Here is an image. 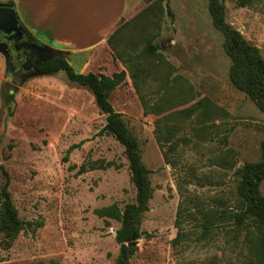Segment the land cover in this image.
I'll return each mask as SVG.
<instances>
[{"label":"rangeland","instance_id":"obj_1","mask_svg":"<svg viewBox=\"0 0 264 264\" xmlns=\"http://www.w3.org/2000/svg\"><path fill=\"white\" fill-rule=\"evenodd\" d=\"M132 1H139V6L128 20L157 2ZM160 2L163 10L155 5L156 14L163 16L156 18L157 24H150L147 30L158 32L154 42L167 63L166 69L163 65L157 67L153 87L166 90L169 85L171 90L194 97V101L209 97L226 114L215 119L218 126L213 128V142L197 140L193 120L183 123L180 136L186 135L192 142L180 146V167L175 170L166 162L156 140L157 116L144 112L133 84L126 82L112 91L110 101L138 137L155 188L141 225L150 236L138 240L131 264H206L212 258L218 264H239L243 251L229 241L231 234L226 237L221 229H215L211 237L203 239L202 227L187 214L184 236L174 245L181 203L177 181L189 168L212 180L206 183L205 178L203 184H198L192 178L187 186L191 200L186 205L188 210H194L198 201L210 206L216 205L214 198H232L236 168L219 167L214 164V157L219 150L233 148L237 166L261 160L264 110L231 83L225 37L213 24L209 0ZM223 2L227 21L258 46L264 56V0H251L246 6H241L239 0ZM139 28L134 30L137 36ZM111 54L109 47L98 52L90 71H106L110 75L123 69L117 62L112 64ZM81 56L75 54L71 59L78 72ZM6 71V55L0 50L2 91L11 89L15 95L13 112L4 105L0 114V165L9 174V190L25 228L11 247H6L0 235V264L52 260L60 264H115L120 251L116 239L120 222L98 216L95 209L113 203L124 207L136 199L125 147L103 131L106 114L98 107L93 92L69 81L65 71L37 74L21 82L9 80ZM73 145L75 148L65 160ZM92 161L110 165L78 172L83 163L89 166ZM5 180L0 167V192ZM260 189L264 195V180Z\"/></svg>","mask_w":264,"mask_h":264},{"label":"trees","instance_id":"obj_2","mask_svg":"<svg viewBox=\"0 0 264 264\" xmlns=\"http://www.w3.org/2000/svg\"><path fill=\"white\" fill-rule=\"evenodd\" d=\"M151 1V0H148ZM161 0L149 4L132 19L122 21L118 28L108 37L115 59L120 60L126 70L114 72L112 76L104 73H82L76 71L69 59L59 53L51 60L41 65L44 73H57L65 71L69 81L89 88L100 110L106 114V124L103 131L113 135L124 147L131 170V181L136 188V199L120 207L117 203L95 209L98 216L111 218L120 222L116 231V239L120 244V251L115 264H131V258L137 250V245L129 246V242L137 241L150 234L141 228L143 215L150 209V200L155 188L151 180V169L143 161V155L138 137L131 131L122 113L117 111L110 95L113 90L126 82L127 74L130 75L133 86L143 104L146 114L156 115L155 137L163 151L167 163L175 170L180 167V146L192 142L191 138L181 135L183 123L192 121V130L198 141H215L213 128L218 124L215 119L223 117L226 111L209 97L196 101L184 92L171 90L167 85L166 90L153 87L157 81L156 74L159 66L166 69L164 56L158 50V43L154 41L158 32L148 31L150 24H157L162 18L156 14L155 5L163 10ZM241 6L251 3V0H239ZM10 3L13 4L11 1ZM209 10L214 26L224 35V47L230 59L229 78L238 90L244 92L260 109L264 110V56L261 49L251 43L240 30L236 29L226 18V6L223 0H209ZM139 28V36L134 33ZM167 82V80H163ZM4 105L12 113V103L15 95L8 89L3 93ZM194 101L187 107L175 110L176 107ZM226 140V137H224ZM198 144V143H195ZM76 145L71 146L64 157ZM214 158V164L228 169L236 168L235 189L232 198H214L216 205L204 206V202L195 203L194 210L186 206L190 196L187 194L188 185L195 182L203 184L204 179L211 182V178L196 175L193 168L188 172L183 171L178 177V187L181 203L175 225L178 235L173 239L174 245L178 244L184 236L185 214L193 216L198 226L203 231L201 238L211 237L215 229H221L233 245L241 248L244 256L239 264H264V195L261 192V182L264 180V142L262 144V159L254 162H245L241 166L235 160V150L227 148L219 150ZM110 163L103 164L92 161L89 166L83 163L78 172L83 173L90 169L105 168ZM6 177L0 192V235L6 247H11L19 233L25 228V223L19 216L18 209L13 202L9 190L10 177L3 165H0ZM193 201V199H192ZM186 203V204H185ZM197 211H196V210ZM188 210V211H187ZM196 214V215H194ZM29 225L33 223L29 222ZM229 241H226L229 242ZM60 264L56 260L50 263ZM206 264H218L215 258Z\"/></svg>","mask_w":264,"mask_h":264},{"label":"crops","instance_id":"obj_3","mask_svg":"<svg viewBox=\"0 0 264 264\" xmlns=\"http://www.w3.org/2000/svg\"><path fill=\"white\" fill-rule=\"evenodd\" d=\"M8 1L13 2L22 24L37 40L63 52L70 62L73 55H82V73L91 72V65L98 52L105 51L107 47L111 49L108 37L122 21L128 20L136 13L139 6V1L132 0ZM44 37H47L48 41L43 40ZM111 57L114 66L117 62L123 66L121 70H126L123 63L115 59L113 51ZM103 73L109 75L106 71ZM126 82L133 84L129 74ZM2 88L3 80L0 74V114L4 107Z\"/></svg>","mask_w":264,"mask_h":264},{"label":"flooded vegetation","instance_id":"obj_4","mask_svg":"<svg viewBox=\"0 0 264 264\" xmlns=\"http://www.w3.org/2000/svg\"><path fill=\"white\" fill-rule=\"evenodd\" d=\"M1 40L8 45L6 49L13 62L15 81L43 74L41 65L58 55L55 49L37 40L26 28L20 36L1 33Z\"/></svg>","mask_w":264,"mask_h":264},{"label":"water","instance_id":"obj_5","mask_svg":"<svg viewBox=\"0 0 264 264\" xmlns=\"http://www.w3.org/2000/svg\"><path fill=\"white\" fill-rule=\"evenodd\" d=\"M25 29L24 25L22 24L20 17L18 15V12L14 6V4L8 2V3H2L0 2V50H2L7 59V78L9 80L13 79L14 75V66L13 62L11 61L9 51L6 49L8 45L1 40V33H4L6 35L8 34H14L16 36H20L22 31ZM59 53H63L61 51H58ZM21 82V81H20ZM13 92V90L11 91ZM137 241L129 242V246H135L137 245Z\"/></svg>","mask_w":264,"mask_h":264}]
</instances>
